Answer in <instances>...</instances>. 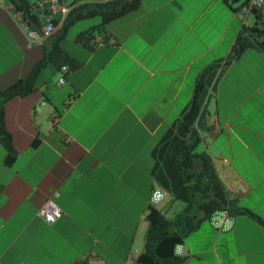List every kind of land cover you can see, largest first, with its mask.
Wrapping results in <instances>:
<instances>
[{
    "label": "crops",
    "instance_id": "0c3cea01",
    "mask_svg": "<svg viewBox=\"0 0 264 264\" xmlns=\"http://www.w3.org/2000/svg\"><path fill=\"white\" fill-rule=\"evenodd\" d=\"M259 16L251 23L264 32ZM239 28L230 0H138L87 43L85 29L64 47L58 29L37 45L0 8V89L47 58L33 90L2 105L14 158L4 165L0 145V264H134L152 190L164 193L155 208L164 218L184 207L170 156L189 141L178 121L196 77L216 63L194 128L230 209L264 222V45L225 64ZM47 201L61 211L51 224L35 216ZM229 216L225 231L201 222L174 254L184 264H264V227Z\"/></svg>",
    "mask_w": 264,
    "mask_h": 264
},
{
    "label": "trees",
    "instance_id": "16d2710c",
    "mask_svg": "<svg viewBox=\"0 0 264 264\" xmlns=\"http://www.w3.org/2000/svg\"><path fill=\"white\" fill-rule=\"evenodd\" d=\"M137 4L138 0H112L97 5H80L68 14L66 21L57 33L55 42L57 43L64 37L68 26L73 21L98 18L99 22L96 26L78 34V37H85L84 40L87 43L92 29H98L134 10ZM256 17L260 18L259 14ZM263 33L260 28L255 26L249 30H239L224 63L227 64L236 59L247 48H262L264 42H259L256 39ZM50 54L58 57L61 56V51L55 47ZM46 60L47 58L44 57L32 66L24 78L0 89V145L4 150L3 164L6 166L14 158V150L10 136L4 129L2 105L11 98L25 96L33 90L36 76L47 62ZM67 63L68 58L63 54L60 64ZM217 66L218 63L208 66L196 77L191 99L178 121L180 132L187 135L189 141L177 145L176 154L170 156V161L181 178L184 207L178 214L170 218H164L155 208H148L146 216L148 227L144 236L143 250L134 264H184L186 257L175 255L174 247L180 245L184 238L193 232L201 222L208 221L211 215L223 210H227L229 215L231 213L249 215L264 227V222L258 220L248 211L230 209V202L227 200L209 157L204 151L196 150L199 138L194 128V122L199 112V97L204 88L206 73Z\"/></svg>",
    "mask_w": 264,
    "mask_h": 264
},
{
    "label": "built area",
    "instance_id": "2783aa9c",
    "mask_svg": "<svg viewBox=\"0 0 264 264\" xmlns=\"http://www.w3.org/2000/svg\"><path fill=\"white\" fill-rule=\"evenodd\" d=\"M112 0H81L65 3V0H0V8L4 10L15 23L24 38L30 43L40 45L44 38L52 35L60 29L66 21L68 14L76 7L84 4H103ZM264 0H245L233 10L234 15L240 23L241 29H251L254 23L247 22V16H256L263 13ZM60 71L65 73L67 69L61 67ZM63 78L58 80V84ZM226 164L225 160H221ZM164 200V193L160 189H153L147 199L150 208H156ZM35 216L46 224L56 222L61 217L60 209L53 203L47 201L36 211ZM210 225L218 230L225 231L231 226V217L227 210L216 212L209 218ZM179 253V248H176Z\"/></svg>",
    "mask_w": 264,
    "mask_h": 264
},
{
    "label": "rangeland",
    "instance_id": "374dc122",
    "mask_svg": "<svg viewBox=\"0 0 264 264\" xmlns=\"http://www.w3.org/2000/svg\"><path fill=\"white\" fill-rule=\"evenodd\" d=\"M71 1L77 2V1H81V0H65V3H69ZM87 1H91V0H87ZM244 1L245 0H237L236 2H233V0H230L231 5L233 6V10L235 8H237L240 4H242ZM6 15L9 17L11 22H13L7 13H6ZM252 21H253V16L252 15L247 16V22L251 23ZM98 22H99L98 18H94V17L88 18V19H82V20H78V21H73L72 24L70 26H68V28H67V34H66V38H65V41L63 43V46L69 47L71 40L74 38V36H76L79 32H81L85 29L96 26L98 24ZM44 72H46V71H44ZM58 77H59L58 72H54L53 75H51L49 77L51 84L56 83L58 80ZM196 150L197 151H203L204 150L203 144H198Z\"/></svg>",
    "mask_w": 264,
    "mask_h": 264
}]
</instances>
